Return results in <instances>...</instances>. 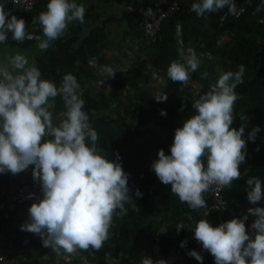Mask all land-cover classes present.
I'll list each match as a JSON object with an SVG mask.
<instances>
[{"label":"clouds","instance_id":"clouds-1","mask_svg":"<svg viewBox=\"0 0 264 264\" xmlns=\"http://www.w3.org/2000/svg\"><path fill=\"white\" fill-rule=\"evenodd\" d=\"M191 8L198 16L225 8L229 14L238 15L235 0H199ZM260 10L258 6L255 11ZM84 16L85 7L75 0H49L47 10L33 18V23L38 20L42 27V39L28 33L25 20L10 15L0 4V43H6L11 33L13 41L35 39L38 48L46 51L51 42L64 36L69 24L83 23ZM181 32L178 22L177 37ZM179 56L180 60L170 63L167 76L187 85L201 61L192 48L187 53L181 49ZM101 70L108 78L117 71L110 66ZM244 72L241 64L237 71L221 73L217 82L195 99V114L175 129L170 154L161 148L150 165L160 182L171 185V192L192 210L208 207L204 194L213 185L230 187L241 176L239 165L247 154V142L242 138L245 129L231 126L234 105L239 99L235 89L243 83ZM79 88L72 73L63 74L59 86L43 79L35 63L30 64L20 53L0 63V173L15 175L33 165L32 175L42 192V197L36 199L34 193L28 194L33 203L20 230L38 235L45 247L63 249L69 255L77 249L99 250L108 239L113 216L126 215V204L137 206L130 195L128 173L121 166L119 153L115 161L108 160L106 151L98 145V133L84 111ZM57 96L62 98L64 111L54 122L52 109ZM155 100L164 102L167 94ZM161 115H167L165 109H161ZM260 131L259 126H254L247 139L254 142ZM246 185L251 203L264 198L260 179L248 177ZM142 195L139 188L135 189L136 197ZM248 213L255 218L251 232L246 230L247 215L233 217L218 226L200 219L187 227L214 257L215 264H264V207L249 208ZM184 227L179 224L177 232ZM185 244L186 241L181 242L182 247ZM188 254L202 264L203 256L195 249ZM141 264L167 261L144 257Z\"/></svg>","mask_w":264,"mask_h":264},{"label":"trees","instance_id":"trees-1","mask_svg":"<svg viewBox=\"0 0 264 264\" xmlns=\"http://www.w3.org/2000/svg\"><path fill=\"white\" fill-rule=\"evenodd\" d=\"M103 1L125 5L134 3L139 7V10L132 13H122L121 18L125 20L130 34L139 38L143 35L139 27L141 10L151 9L155 0ZM169 1L171 0H163L158 7ZM176 1L178 9L161 20L154 41L147 40L150 49L148 59L151 69L162 74L167 72L173 60L180 59L181 49L187 52L188 48H192L196 53L204 54L206 58L209 53L221 67V71L214 73L200 64L191 77V81L200 84L196 92L169 81L154 93L148 83L140 85L139 77L129 73L112 78L108 89L101 86L92 87L90 80L93 78V68L87 61L95 59L97 65L103 63L100 52L107 46L105 22L111 18L109 16L99 24L89 25L87 20L92 12L91 5L85 7L83 23L73 21L63 37L51 42L46 51H41L34 58L42 78L51 80L57 86L60 85L63 74L72 73L76 77L80 85L79 93L85 102L84 111L88 113L89 122L98 133V145L106 151L108 160L115 161L116 154L119 153L121 166L128 173L130 195L137 206L133 208L131 204H126V215L113 216L108 229V239L99 250L91 247L87 250L79 249L82 254L99 264L107 260L114 261L112 264H141L144 257L156 261V253L164 258L178 254L184 249L178 241L194 233L187 226H194L200 219H207L213 226H218L233 217L242 218L245 215L248 216L245 221L247 226L249 221L255 219L248 213V209L264 207V198L253 204L248 200L246 190V180L251 176L260 179L264 188V4L262 0H251V5L239 16L226 15L220 21L218 17L228 12L226 8L198 16L192 11L191 5L199 0ZM48 2L49 0H38L32 9L20 11L12 6L10 0H0L6 12L25 20L28 33L40 37L43 34L42 27L38 20L33 23V18L47 10ZM240 2L241 0H235L236 5ZM258 6L261 10L257 12L255 10ZM178 22L182 25L180 37L176 35ZM204 22L208 26L206 32L201 29ZM85 27L86 33L80 37L79 33ZM223 31L228 39L218 44L217 36ZM36 41L25 39L18 43L12 40L9 33L7 42L0 45L28 47ZM241 64L244 65L245 72L243 83L235 89L239 99L234 105V123L231 127L239 129L242 126L249 133L254 126H259L261 131L254 142L247 139L246 158L239 165L240 178L221 191L225 208L201 215L199 212L202 208L192 210L187 203H181L178 196L171 192V185L162 184L150 165L158 158L161 148L166 154H170L175 129L195 114L192 107L195 99L208 91L221 73L237 71L238 65ZM125 86L132 87L131 94L126 97L120 109H115L113 114L108 113L110 103L119 100ZM165 93L166 101L155 100L157 96ZM161 109L166 110V116L161 115ZM62 111L64 104L62 98L57 96L55 107L52 109L54 122ZM31 166L15 175L10 172L0 173V199L5 198L11 188L28 179ZM137 188L142 192V197L135 196ZM32 203L33 201H27L11 210L1 211L4 214L2 217L8 222L13 221L14 225L10 223L6 230L2 226L0 238L4 239L5 246L12 247L20 246L23 239H27V247L24 250L28 258H16V263L50 264L53 258L37 259L35 254L27 251L28 248L39 247L42 252L50 253L51 248L45 247L38 235L20 230V225L28 220V208ZM181 223L186 227L177 232L176 228ZM185 248L188 253L193 249L199 252L203 256L202 264H215L214 257L203 249L201 242L188 243ZM31 258L36 260L30 261ZM188 264H201V261L190 256Z\"/></svg>","mask_w":264,"mask_h":264},{"label":"rangeland","instance_id":"rangeland-1","mask_svg":"<svg viewBox=\"0 0 264 264\" xmlns=\"http://www.w3.org/2000/svg\"><path fill=\"white\" fill-rule=\"evenodd\" d=\"M77 4H82L84 7L89 5L92 6V12L89 16L87 23L89 25L92 24H99L101 20L110 16L111 19L105 22V33H106V40L107 46L100 52V56L103 58V63L97 65L95 59H89L87 61L88 64L92 66L93 78L90 80L92 87L101 86L105 89H108L110 80L112 78H117L119 76H123L125 74H130L132 76H138V81L145 83L147 85V78L150 72L152 71L150 63H149V52L150 49L148 48V41L142 35L140 38L135 37L134 35L130 34L126 22L123 18H121L122 13L129 12L132 13L135 10H139L134 3L129 5L125 4H118L114 2H104L103 0H75ZM163 0H155V5L153 8L158 7ZM208 28L207 24L204 22L201 25V29L206 32ZM86 27L83 28L79 36L82 37L86 33ZM210 31V29H208ZM43 39V34L41 35ZM228 39V36L225 31L221 32L217 36V43H223ZM38 41L33 43L28 47H7L0 45V63H3L7 57L15 55L16 53H20L25 55L28 58L30 64L34 63V58L41 53V50L38 48ZM187 53V52H185ZM200 58V61L204 69H209L214 73H219L221 71V67L218 66L217 62L214 58H212L209 53L207 58L205 55L200 52L196 53ZM181 59V57H180ZM179 59V60H180ZM103 66H110L113 69L117 70L115 72L114 77L108 78L106 74L102 72ZM193 74H191L192 77ZM171 81L168 76L167 72H162L161 78L157 81H153L149 83L152 87L153 92L156 93L160 87H162L165 83ZM180 84V86L189 89L193 92L198 91L200 84L198 82L191 81L187 85H184L180 82H176ZM89 85V84H88ZM132 87L125 86L121 92L118 101H114L110 103L109 108L107 109L108 113L113 114L115 109H120L121 104L125 102L126 97L131 94ZM27 247V246H26ZM30 254H34L32 252V248H28ZM15 253L6 254V264H18L15 262ZM24 260L28 258L25 255V250L21 251L20 258ZM30 261L36 259H29ZM86 261L88 263H97L91 257H87ZM55 264V260L50 264Z\"/></svg>","mask_w":264,"mask_h":264},{"label":"built area","instance_id":"built-area-1","mask_svg":"<svg viewBox=\"0 0 264 264\" xmlns=\"http://www.w3.org/2000/svg\"><path fill=\"white\" fill-rule=\"evenodd\" d=\"M38 0H10L12 6L20 11H28L32 9L34 3ZM251 5V0H241V2L236 5L238 15H231L228 12L226 14H222L218 17L221 21L224 19L226 15H231L233 17L239 16L247 6ZM178 9V2L176 0H171L169 2L164 3L161 7H156L149 10H141V19L139 21V27L141 28L143 36L148 41H154L156 37V33L159 27L161 20L168 17L170 14L175 12ZM161 78V73L157 70H152L147 78V83H152L153 81H157ZM143 82H139L141 85ZM248 132L244 131V138L247 142ZM33 165L28 170V179L16 187H14L6 200H4L1 204L2 210H11L14 207H18L21 204L27 201H33V199L42 197V192L40 188L39 182L34 180L32 172H33ZM224 186L220 185H213L208 192L204 194V198L208 205L207 208H202L200 210L201 215H207L211 211H219L225 208V200L221 195V191ZM29 193H34L35 196L33 199L28 198ZM253 220L249 221L246 230L251 232V223ZM27 239H23L21 245L15 251V257L19 258L21 256V249L25 246ZM182 241H186L185 246L188 243L194 242L196 244L200 243L194 238V233H192L189 237L181 238L178 243L181 245ZM4 239L0 238V264H6V252H10V248H5ZM84 254L80 252L79 249L75 253H73L74 258L82 257ZM56 264H73L70 260V255L61 257L60 261Z\"/></svg>","mask_w":264,"mask_h":264},{"label":"crops","instance_id":"crops-1","mask_svg":"<svg viewBox=\"0 0 264 264\" xmlns=\"http://www.w3.org/2000/svg\"><path fill=\"white\" fill-rule=\"evenodd\" d=\"M11 190H12V188L9 190V193H10ZM8 195L5 198L0 199V228H2V226H4V230H6L8 228V225H10V223L14 225V222L13 221L8 222L7 220H5L2 217V216H4V214H3V212H1L2 211L1 204H2V202L4 200H6V198L8 197ZM18 247H14V246L12 247L11 245H6L5 248H10V252H6V254L15 253V251H16V249ZM24 248H26V247L24 246L21 249V251ZM31 250L36 255L37 259H50V258H53L55 260V264L60 261L61 257L67 256V254L64 252L63 249H60L59 251H54L51 248L50 253L42 252L39 247H34ZM68 256H69V254H68ZM87 257L88 256L83 255L82 257L74 258L73 257V254H70V260H71V262L73 264H99V263H88L86 261V258ZM189 257L190 256L188 254L187 248H184V249H182V251L180 253L175 254V255L168 256L166 258H164L161 254L156 253L155 260L164 259V260L167 261V264H188V258ZM113 262L114 261L110 262V261L107 260L103 264H112Z\"/></svg>","mask_w":264,"mask_h":264}]
</instances>
